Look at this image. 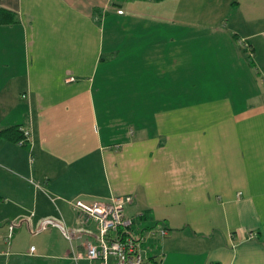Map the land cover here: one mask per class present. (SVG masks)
Here are the masks:
<instances>
[{"label": "crops", "instance_id": "obj_1", "mask_svg": "<svg viewBox=\"0 0 264 264\" xmlns=\"http://www.w3.org/2000/svg\"><path fill=\"white\" fill-rule=\"evenodd\" d=\"M0 9V264H100L76 202L126 196L147 264H264V0Z\"/></svg>", "mask_w": 264, "mask_h": 264}, {"label": "built area", "instance_id": "obj_2", "mask_svg": "<svg viewBox=\"0 0 264 264\" xmlns=\"http://www.w3.org/2000/svg\"><path fill=\"white\" fill-rule=\"evenodd\" d=\"M238 45L243 49L249 59H253L254 53L245 39H240ZM24 145L29 142L30 134L24 131ZM133 203V197H114L110 202H93L91 204L82 201L76 202L78 219L81 226L66 232L69 239L87 235L96 239L95 244L86 246L85 255L77 254L75 259L86 257L90 261L100 264H146L142 244L149 238L164 239L167 236L166 229L154 228L144 234H137L134 228V220L126 217L125 208ZM91 221L98 228V235L92 229L86 227ZM14 225L10 229H14ZM34 250V249H32ZM111 259H115L111 263Z\"/></svg>", "mask_w": 264, "mask_h": 264}, {"label": "trees", "instance_id": "obj_3", "mask_svg": "<svg viewBox=\"0 0 264 264\" xmlns=\"http://www.w3.org/2000/svg\"><path fill=\"white\" fill-rule=\"evenodd\" d=\"M19 22V18L15 13H12L10 11L0 9V24H17ZM240 40V38L237 39V43ZM248 43V41H247ZM252 49V48H251ZM243 52H245L243 49H241ZM248 58V56H247ZM249 61L251 59L248 58ZM2 140H7L10 142H14L19 144L20 142L25 140L24 132L20 127H12L4 130H0V142ZM24 147H27V143H24ZM135 226V224H134ZM134 229V228H133ZM147 264V263H146Z\"/></svg>", "mask_w": 264, "mask_h": 264}]
</instances>
